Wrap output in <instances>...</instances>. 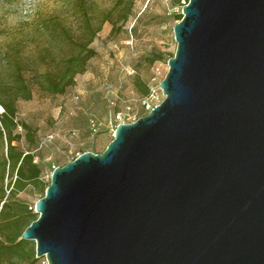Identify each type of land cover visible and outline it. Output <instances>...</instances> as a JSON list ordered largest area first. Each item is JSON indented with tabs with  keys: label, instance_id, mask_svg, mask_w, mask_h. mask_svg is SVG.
I'll list each match as a JSON object with an SVG mask.
<instances>
[{
	"label": "water",
	"instance_id": "95a60500",
	"mask_svg": "<svg viewBox=\"0 0 264 264\" xmlns=\"http://www.w3.org/2000/svg\"><path fill=\"white\" fill-rule=\"evenodd\" d=\"M163 102L51 176L47 264H264V0H189Z\"/></svg>",
	"mask_w": 264,
	"mask_h": 264
},
{
	"label": "rangeland",
	"instance_id": "374dc122",
	"mask_svg": "<svg viewBox=\"0 0 264 264\" xmlns=\"http://www.w3.org/2000/svg\"><path fill=\"white\" fill-rule=\"evenodd\" d=\"M118 1L0 0V116L4 113L1 102L14 101L17 119L32 128L37 141H44L48 135L63 130L48 149L37 154V162L43 167L42 183L46 186L54 167L65 166L77 154H102L113 141L112 133L104 128L112 113L108 100L113 96L109 92L119 87L120 76L123 83L117 106L119 112L129 106H139L142 101V95L136 91L139 83L156 88L160 100H164L160 85L169 72L167 60L177 51L173 29L179 23L177 16L182 14L180 7L187 0H179V5H176L178 0H124L114 14L120 31L112 34V24L102 22ZM80 9L94 30L102 25L90 46L96 57L89 62L87 72L78 76L75 85L65 94L44 92L40 88L42 75L55 70L70 54L64 30L71 36L83 38L86 19L79 13ZM127 13L130 18L123 23ZM155 54L164 55L165 60L151 64ZM125 69L132 74L128 75ZM23 82L31 87L29 100L23 98ZM73 110V116L69 117ZM91 120L102 125L97 136L90 134ZM71 130L79 133L75 140L68 139ZM16 145L27 151V145ZM6 154V146L3 148L0 144V202L2 190L6 191L1 206L8 202L11 212L24 207L35 209L41 198L40 188L30 185L14 197L9 195L8 185L16 179V174L14 178L11 173L7 174L3 183L1 164ZM2 240L0 235V243ZM25 251L30 252V257L22 260L9 253L0 262L30 264L31 254L36 255V244L30 242ZM38 264H47V261L41 258Z\"/></svg>",
	"mask_w": 264,
	"mask_h": 264
},
{
	"label": "trees",
	"instance_id": "16d2710c",
	"mask_svg": "<svg viewBox=\"0 0 264 264\" xmlns=\"http://www.w3.org/2000/svg\"><path fill=\"white\" fill-rule=\"evenodd\" d=\"M122 1L124 0H119L116 3V7L110 12L108 18L102 22H109L112 24V34L120 31L118 21L114 20V14ZM187 2H189V0H187ZM179 3L180 1L178 0L176 5H179ZM79 13L86 19L87 15L83 12V9H80ZM129 18L130 13H127L123 18V23H126ZM182 20V14L177 16V22H181ZM101 27L102 25L94 30L91 22L86 19L82 35L83 38L71 36L69 32L64 30V36L70 54L62 63L56 65L55 70H48L42 75L43 80L40 82L42 91L52 95H63L69 88L75 85L78 76L87 72L89 62L96 57V52L91 49L90 46L101 32ZM52 29L54 30L53 33L56 35V28L53 27ZM174 57L175 54L169 56L167 62ZM164 60V55L155 54L151 60V64ZM149 89L150 86L147 84L139 83L136 91L142 95L143 100L148 96ZM21 91L24 94V99L29 100L32 98L31 87L29 88L26 86L24 82L22 83ZM77 100L79 99L77 98ZM119 101L120 100L116 101V107L114 108L115 113H120L117 110ZM1 105L4 113L0 116V144L3 148L5 146L7 148L6 157H3L1 164L3 172L2 181L3 183L5 182L7 174L11 173L12 178H14L16 174V179L8 185L9 195L14 197L16 194L23 192L28 186L33 185L40 188L41 200L45 197L50 182L47 186L42 183L43 167L37 162V158H39L37 154L48 149L49 144H44V141H37L36 134L32 128L28 124L17 119L14 101L11 103L1 102ZM19 130L22 131V134H18ZM101 130H99L95 136H97ZM17 143L22 146L27 145V151L20 150L16 145ZM55 169L54 167V170ZM2 191L3 194L0 202V235L3 240L0 243V260L4 255H8L9 253L18 255L23 260L30 257V252L25 251V249L29 247L30 242L22 240V235L38 220L39 216L34 212V208L29 209L24 207L16 211L12 210L13 212H11L8 202H5L3 206H1L6 199V191ZM31 255L30 264H38L39 259L36 258L35 253ZM0 264L2 263L0 262Z\"/></svg>",
	"mask_w": 264,
	"mask_h": 264
},
{
	"label": "built area",
	"instance_id": "2783aa9c",
	"mask_svg": "<svg viewBox=\"0 0 264 264\" xmlns=\"http://www.w3.org/2000/svg\"><path fill=\"white\" fill-rule=\"evenodd\" d=\"M151 1V0H149ZM189 2L184 1L182 6L180 7L183 9L185 6H187ZM128 75H131L132 73L128 70H124ZM122 77L119 78V87L115 89V92L110 91L109 93L115 98L111 97L108 100L109 107L112 109L111 116L109 117V122L105 126V130L109 133H112L114 136L115 130L119 125H130L136 123L140 118L150 114L155 107H158L163 101L160 100L159 91L154 88L150 87L148 96L143 99L138 107H127L124 111L120 113H115L114 108L116 107V101L121 100V90H122ZM74 110L69 113V117L73 116ZM89 129L90 134L92 136H95L99 130L102 129V125L98 124L96 121L91 120L89 122ZM62 128L59 130V133L50 134L46 137L44 140V144H51L55 139L59 136V134L62 132ZM68 139L75 140L78 137L77 131H70L68 134ZM70 154H72L70 152ZM81 156L77 155L76 159ZM75 159H72L74 161ZM71 161V162H72ZM35 212V210H34Z\"/></svg>",
	"mask_w": 264,
	"mask_h": 264
}]
</instances>
